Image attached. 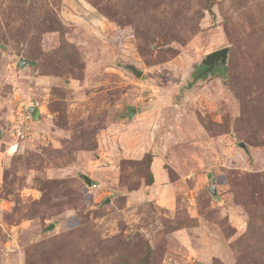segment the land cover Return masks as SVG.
I'll list each match as a JSON object with an SVG mask.
<instances>
[{
  "label": "rangeland",
  "instance_id": "obj_1",
  "mask_svg": "<svg viewBox=\"0 0 264 264\" xmlns=\"http://www.w3.org/2000/svg\"><path fill=\"white\" fill-rule=\"evenodd\" d=\"M0 128V264H264V0H0Z\"/></svg>",
  "mask_w": 264,
  "mask_h": 264
},
{
  "label": "water",
  "instance_id": "obj_2",
  "mask_svg": "<svg viewBox=\"0 0 264 264\" xmlns=\"http://www.w3.org/2000/svg\"><path fill=\"white\" fill-rule=\"evenodd\" d=\"M228 53H229V48L228 47H224L222 49L210 52L208 54H206L203 59H202V64L205 66H208L209 70H212L213 66L216 64V62H220L222 65H226L227 64V60H228ZM26 63V60H20L19 65L21 67H23ZM132 70L138 75L140 76L142 74V71L137 70L135 67H132ZM29 112L34 116L37 114V107L36 106H29L28 107ZM1 129V128H0ZM82 177L84 178V180L86 181V183L88 185H92V178L89 177L88 175L82 174ZM212 191H215V187L212 186L211 187ZM107 201L109 202L110 199H107ZM54 227V224H52L48 229H52Z\"/></svg>",
  "mask_w": 264,
  "mask_h": 264
},
{
  "label": "trees",
  "instance_id": "obj_3",
  "mask_svg": "<svg viewBox=\"0 0 264 264\" xmlns=\"http://www.w3.org/2000/svg\"><path fill=\"white\" fill-rule=\"evenodd\" d=\"M208 8H211V4L210 5H208ZM212 71V70H211ZM210 71V72H211ZM150 179L147 181V184H149V185H152L155 181H154V175H153V173H152V171L150 170Z\"/></svg>",
  "mask_w": 264,
  "mask_h": 264
},
{
  "label": "built area",
  "instance_id": "obj_4",
  "mask_svg": "<svg viewBox=\"0 0 264 264\" xmlns=\"http://www.w3.org/2000/svg\"><path fill=\"white\" fill-rule=\"evenodd\" d=\"M33 105H35V104H33L32 103V105H30V106H33ZM37 107V106H36ZM27 109H28V106H27ZM27 118H30L31 117V115L27 112V116H26Z\"/></svg>",
  "mask_w": 264,
  "mask_h": 264
},
{
  "label": "flooded vegetation",
  "instance_id": "obj_5",
  "mask_svg": "<svg viewBox=\"0 0 264 264\" xmlns=\"http://www.w3.org/2000/svg\"><path fill=\"white\" fill-rule=\"evenodd\" d=\"M216 64H218V62L216 63ZM205 69H208L207 67H204Z\"/></svg>",
  "mask_w": 264,
  "mask_h": 264
},
{
  "label": "crops",
  "instance_id": "obj_6",
  "mask_svg": "<svg viewBox=\"0 0 264 264\" xmlns=\"http://www.w3.org/2000/svg\"><path fill=\"white\" fill-rule=\"evenodd\" d=\"M158 167V166H157ZM155 183H156V180H155ZM153 185H155V184H153Z\"/></svg>",
  "mask_w": 264,
  "mask_h": 264
}]
</instances>
